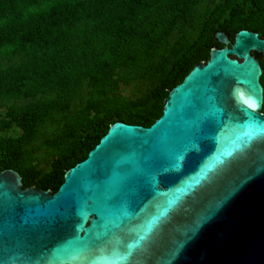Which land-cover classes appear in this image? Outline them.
Here are the masks:
<instances>
[{"label": "water", "instance_id": "obj_1", "mask_svg": "<svg viewBox=\"0 0 264 264\" xmlns=\"http://www.w3.org/2000/svg\"><path fill=\"white\" fill-rule=\"evenodd\" d=\"M215 38L161 117L111 124L57 192L0 172V264H264V38Z\"/></svg>", "mask_w": 264, "mask_h": 264}, {"label": "trees", "instance_id": "obj_2", "mask_svg": "<svg viewBox=\"0 0 264 264\" xmlns=\"http://www.w3.org/2000/svg\"><path fill=\"white\" fill-rule=\"evenodd\" d=\"M241 30L264 38V0H0V172L57 192L111 124L151 126L215 34Z\"/></svg>", "mask_w": 264, "mask_h": 264}, {"label": "rangeland", "instance_id": "obj_3", "mask_svg": "<svg viewBox=\"0 0 264 264\" xmlns=\"http://www.w3.org/2000/svg\"><path fill=\"white\" fill-rule=\"evenodd\" d=\"M133 91H134L133 88H129L128 91L126 89V92H124V94H125V96H129V95L131 96V94H132Z\"/></svg>", "mask_w": 264, "mask_h": 264}, {"label": "flooded vegetation", "instance_id": "obj_4", "mask_svg": "<svg viewBox=\"0 0 264 264\" xmlns=\"http://www.w3.org/2000/svg\"><path fill=\"white\" fill-rule=\"evenodd\" d=\"M219 48V47H218ZM208 60V59H207Z\"/></svg>", "mask_w": 264, "mask_h": 264}]
</instances>
